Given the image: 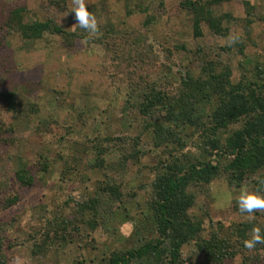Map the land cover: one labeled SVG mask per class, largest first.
I'll use <instances>...</instances> for the list:
<instances>
[{"label": "rangeland", "instance_id": "obj_1", "mask_svg": "<svg viewBox=\"0 0 264 264\" xmlns=\"http://www.w3.org/2000/svg\"><path fill=\"white\" fill-rule=\"evenodd\" d=\"M186 1L86 0L99 22L98 34L89 38L76 25L72 0H0V247L5 264H104L109 250L153 239L152 223L145 220L149 183L169 153L155 150L144 134L136 142L144 152L140 160L119 162L121 150L142 128V95L151 87L177 92L186 72L195 76L210 62L218 70L228 67L233 83L264 82V0L211 2L206 7L221 18L225 33L216 34L202 22L198 36L194 10ZM190 1L197 9L206 2ZM17 7L25 8L23 23L51 21L66 33L24 38L7 25ZM230 37L238 39L232 43ZM5 92L13 94V109L1 97ZM237 127L231 125L223 136ZM185 131L190 134L185 150L204 158L200 132ZM97 156L104 158L105 169L93 166ZM23 168L32 177L29 185L17 179ZM104 173L122 182L123 196L121 201L100 196L97 226L91 230L76 212ZM261 180L264 169L246 175L239 185L229 184L221 173L209 184L191 186L195 202L189 213L202 221V235L211 230L229 234L234 225L249 221L264 230V212L249 219L237 204L242 186L264 193ZM259 254L253 264H264V244ZM240 263L237 255L220 264ZM179 264H204L193 241L182 246Z\"/></svg>", "mask_w": 264, "mask_h": 264}, {"label": "trees", "instance_id": "obj_2", "mask_svg": "<svg viewBox=\"0 0 264 264\" xmlns=\"http://www.w3.org/2000/svg\"><path fill=\"white\" fill-rule=\"evenodd\" d=\"M216 1L199 2V9L196 2H185L194 10L193 33L196 36L202 33V22L216 34L225 33L221 18L206 7ZM23 11L24 7L13 9L7 25L17 29L24 38L38 39L47 31L66 33L51 21L23 23ZM217 67L212 62L206 63L195 76L186 72L181 77V89L177 92L151 87L139 100L138 110L143 125L133 139L134 143L128 148H121L119 162L127 165L130 161L137 163L140 160L144 152L136 142L144 134L151 138L155 150L169 153V158L160 160L155 166L149 183V214L145 220L152 223L155 235L135 248L109 250L104 264H130L134 259H142L145 264H179L182 246L191 241L203 255L204 264H220L224 259L237 255H241L240 264L259 261L262 244L252 250L243 245V241L250 236L249 232L256 227L254 221L234 225L229 234L224 232L222 235L211 230L203 236L202 221L193 219L189 213L195 202V195L189 190L191 186L209 184L221 173L226 175L229 184L234 181L239 185L246 175L264 169V82H258L261 79L257 78L233 83L231 70L228 67L218 70ZM1 97L8 101L9 109L14 108L11 92H5ZM236 123L238 127L223 136ZM188 127L200 132L204 142L202 149L206 154L204 158L194 157L185 150L190 136L185 131ZM97 151L102 153L103 150ZM105 163L102 156H97L93 166L104 168ZM16 175L20 183L31 184L28 170L23 168ZM104 176L96 182L95 192L84 203L78 204L76 212L91 230L97 226L95 216L100 196L106 195L108 199L117 201H121L123 196L122 182L107 173ZM86 214L90 218L87 219ZM74 229L78 231L79 228L74 226ZM0 264H5L1 258V247Z\"/></svg>", "mask_w": 264, "mask_h": 264}, {"label": "clouds", "instance_id": "obj_3", "mask_svg": "<svg viewBox=\"0 0 264 264\" xmlns=\"http://www.w3.org/2000/svg\"><path fill=\"white\" fill-rule=\"evenodd\" d=\"M70 11L75 13L76 25L89 33V38L98 34V19L95 14L89 11L86 0H72ZM237 39L238 37H230L232 43H235ZM260 183L264 184V180H261ZM237 204L240 213L247 214L249 219H254L255 213L264 212V193L259 190H252L248 186H242L237 197ZM259 244H264V230L255 227L250 236L243 241V245L252 250Z\"/></svg>", "mask_w": 264, "mask_h": 264}]
</instances>
